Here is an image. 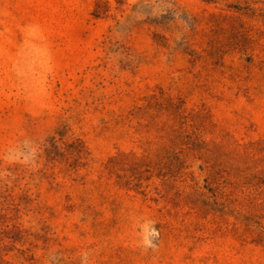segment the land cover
Returning a JSON list of instances; mask_svg holds the SVG:
<instances>
[{
    "label": "rangeland",
    "instance_id": "374dc122",
    "mask_svg": "<svg viewBox=\"0 0 264 264\" xmlns=\"http://www.w3.org/2000/svg\"><path fill=\"white\" fill-rule=\"evenodd\" d=\"M0 264H264V0H0Z\"/></svg>",
    "mask_w": 264,
    "mask_h": 264
}]
</instances>
